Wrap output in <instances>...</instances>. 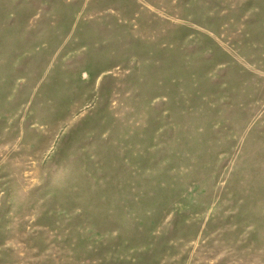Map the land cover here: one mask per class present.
I'll return each instance as SVG.
<instances>
[{
    "label": "rangeland",
    "instance_id": "rangeland-1",
    "mask_svg": "<svg viewBox=\"0 0 264 264\" xmlns=\"http://www.w3.org/2000/svg\"><path fill=\"white\" fill-rule=\"evenodd\" d=\"M0 264H264V0H0Z\"/></svg>",
    "mask_w": 264,
    "mask_h": 264
}]
</instances>
